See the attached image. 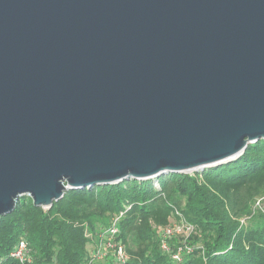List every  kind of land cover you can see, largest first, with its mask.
<instances>
[{
    "label": "water",
    "instance_id": "obj_1",
    "mask_svg": "<svg viewBox=\"0 0 264 264\" xmlns=\"http://www.w3.org/2000/svg\"><path fill=\"white\" fill-rule=\"evenodd\" d=\"M259 140L264 0H0V217Z\"/></svg>",
    "mask_w": 264,
    "mask_h": 264
},
{
    "label": "trees",
    "instance_id": "obj_2",
    "mask_svg": "<svg viewBox=\"0 0 264 264\" xmlns=\"http://www.w3.org/2000/svg\"><path fill=\"white\" fill-rule=\"evenodd\" d=\"M263 196L264 140L202 172L69 190L48 209L24 196L0 217V264H264V212L254 209ZM116 218L123 260L98 263L88 245ZM179 223L191 232L162 249L164 229Z\"/></svg>",
    "mask_w": 264,
    "mask_h": 264
},
{
    "label": "built area",
    "instance_id": "obj_3",
    "mask_svg": "<svg viewBox=\"0 0 264 264\" xmlns=\"http://www.w3.org/2000/svg\"><path fill=\"white\" fill-rule=\"evenodd\" d=\"M254 209H258L262 212H264V196L258 198L255 203H254ZM118 218H116L112 225L109 227L108 230L105 231V234L107 236H111L110 240H112V236L118 233V230L116 228V222H117ZM191 232V228H187L185 229L184 226L182 224H174L171 227H168L166 229H164L163 235H162V239H161V247L164 250H167V239L173 235H184L187 236L188 233ZM104 234V233H103ZM102 234V235H103ZM25 248H26V244L24 242H20L19 243V247H18V251L15 252L14 256L18 257L20 260H23L24 258V254H25ZM92 260L94 261H98L100 259H102L103 257H105V254L102 252V250H97L96 253L92 254ZM114 255L116 260H123V248L121 245H117L115 246V250H114ZM177 255H174L173 258H176Z\"/></svg>",
    "mask_w": 264,
    "mask_h": 264
},
{
    "label": "rangeland",
    "instance_id": "obj_4",
    "mask_svg": "<svg viewBox=\"0 0 264 264\" xmlns=\"http://www.w3.org/2000/svg\"><path fill=\"white\" fill-rule=\"evenodd\" d=\"M190 173H193V172H190ZM108 229H109V227L108 228L106 227L105 229H103V231L104 230L106 231ZM105 231L103 232L104 234L103 233H101V234L98 233L99 235L98 236L96 235L94 239L92 238L91 243H89V245H88L89 251H91V253H96L97 250L100 249L105 254V257H103L102 259L96 261L98 263L99 262H104L105 258L113 256V253H114V250H115V246H116V244L112 240H110L111 238L105 234Z\"/></svg>",
    "mask_w": 264,
    "mask_h": 264
}]
</instances>
